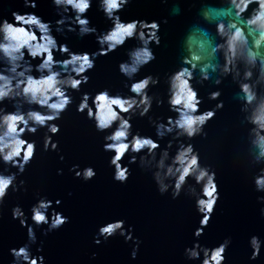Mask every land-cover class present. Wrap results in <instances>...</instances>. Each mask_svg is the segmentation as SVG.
<instances>
[{
	"label": "clouds",
	"instance_id": "clouds-1",
	"mask_svg": "<svg viewBox=\"0 0 264 264\" xmlns=\"http://www.w3.org/2000/svg\"><path fill=\"white\" fill-rule=\"evenodd\" d=\"M37 3L22 0L23 8L32 11H11L10 18H0V209L10 194L27 192L26 181L20 177L38 150L41 154L55 153L64 162L60 140L55 138L61 134L65 113L74 107L76 115L102 135L101 150L109 156L114 183L126 185L136 165L150 173L159 196L173 201L185 197L193 202L199 221L192 245L184 248L186 262L230 264V236L212 247L200 243L221 193L218 170L194 142L208 139L209 123L225 107L220 99L221 85L230 80L237 89L233 97L239 105L240 123L245 126V169L252 173V190L264 193V0H159L168 8V15L151 22L122 18L133 0H50L59 17L54 22L36 14ZM94 4L110 24L105 31H98L88 18ZM185 13H191V21L180 37L175 69L163 77L149 73L138 79L142 69L157 59L154 49L161 46V24ZM67 34L79 39L95 37L97 50H72L68 43L57 40L62 36L66 41ZM193 34L200 38L195 49L190 43ZM128 41H135V46L117 65L126 91L114 92L111 87L84 90L96 62L116 53ZM161 83L166 86L163 96L152 92ZM205 85L215 89L207 96L215 103L201 111L204 98L199 96L198 87ZM9 105L12 111L7 110ZM153 105H166L173 115H154ZM136 119H146L154 132L142 135L134 130ZM40 132L42 137L35 139ZM68 171L84 183L97 177L92 166L75 164ZM56 174L64 175L63 169H57ZM34 200L30 216L19 203L11 208V220L26 229V241L8 249L11 264H47L37 230L47 237L71 223L69 216L56 210L61 199L53 201L36 192ZM257 203L264 205V196H258ZM259 216L264 219V206L259 208ZM117 237L131 245L130 260L136 261L143 241L124 219L99 225L93 244L99 247ZM248 247L249 264L260 261L264 239L251 235ZM96 258L97 253L92 252L89 259Z\"/></svg>",
	"mask_w": 264,
	"mask_h": 264
},
{
	"label": "water",
	"instance_id": "water-1",
	"mask_svg": "<svg viewBox=\"0 0 264 264\" xmlns=\"http://www.w3.org/2000/svg\"><path fill=\"white\" fill-rule=\"evenodd\" d=\"M17 10L21 13L32 11L23 8L22 0H0V18H10L11 11ZM36 14L45 21L54 22L59 18L55 16L50 0H38ZM87 15L98 31L110 27L103 14L96 10L95 4ZM121 15L125 20L140 18L151 22L167 16L168 8L160 4L159 0H133ZM190 21L191 13H185L169 19L167 25L161 24V46L154 49L157 59L142 69L138 79L149 73L163 77L175 69L178 43ZM57 40L68 43L74 51L93 52L98 47L92 36L79 39L67 34L66 41L62 36H57ZM199 41L200 38L193 34L190 43L194 49ZM134 46L135 41H128L116 53L98 60L95 70L88 74L91 79L84 90L111 87L114 92L126 91L117 65L127 59L126 51ZM204 55H207V51ZM221 89L220 99L225 104L223 111L217 113L216 118L209 123L206 129L208 139L194 142L205 160L218 170L221 193L215 215L200 243L212 247L230 236L232 245L227 253L230 264H249V237L259 235L264 239V219L259 216V208L264 205L257 203V197L264 196V193L252 190V173L245 169V126L240 123L242 117L239 105L233 97L236 86L230 80H225ZM212 90L215 89L208 85L198 87L199 96L204 98L201 111L214 106L215 102L207 100ZM165 91L163 83L152 89V92L162 96ZM76 102H79L78 96ZM7 110L12 111L10 105ZM153 114L165 118L173 115L168 112L166 105L163 108L153 105ZM133 126L142 135L154 132L146 119H136ZM42 134L40 132L34 138L39 139ZM55 139L60 140L64 162L61 163L55 153L41 154L38 150L36 159L20 177L26 181L27 192L15 196L10 194L5 206L0 209V264H11L8 249L26 241V229L11 220V208L19 203L30 216L28 210L35 202L36 192L47 195L53 201L61 199L62 205L56 210L63 211L71 220L60 231L47 237L37 230L38 243L40 240L44 242L43 254L47 264H188L183 255L184 248L192 245L193 231L199 221L191 200L181 197L173 201L170 197L159 196L150 173L136 165L132 166V176L126 185L114 183L112 169L108 167L109 156L101 150L102 135L96 133L84 117L76 115L74 107L65 113L61 134ZM75 164L81 168L94 167L97 171L95 180L84 183L73 179L74 174L68 169ZM57 169H63L64 175L58 176ZM117 219L126 220V226L132 225L135 235L143 241L136 261L130 260L131 245L125 244L122 238H113L99 247L93 244L97 227ZM92 252L97 253L96 260L89 259ZM255 264H264V251L261 260Z\"/></svg>",
	"mask_w": 264,
	"mask_h": 264
}]
</instances>
